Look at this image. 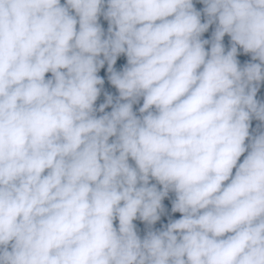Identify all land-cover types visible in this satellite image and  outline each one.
I'll return each instance as SVG.
<instances>
[{
  "label": "clouds",
  "instance_id": "1",
  "mask_svg": "<svg viewBox=\"0 0 264 264\" xmlns=\"http://www.w3.org/2000/svg\"><path fill=\"white\" fill-rule=\"evenodd\" d=\"M198 3L0 0V264H264V0Z\"/></svg>",
  "mask_w": 264,
  "mask_h": 264
},
{
  "label": "trees",
  "instance_id": "2",
  "mask_svg": "<svg viewBox=\"0 0 264 264\" xmlns=\"http://www.w3.org/2000/svg\"><path fill=\"white\" fill-rule=\"evenodd\" d=\"M194 4L197 7V9H199V8L202 7V5H200L198 3V0H194ZM211 30H212V26H210L208 32H206V33L203 34V38H208L210 36ZM224 43H225V46L227 47V43H228V37L227 36L224 37ZM238 59L241 61V63H243V61L249 59V57L247 55H244V54H238ZM123 63H125V58L123 56L118 57L117 63L115 65V67L119 68ZM103 73H104V70L102 69L101 70V73H99V74L103 75ZM46 75H50V74H46ZM104 87L106 89H108L109 91H112L113 93L115 92V90L107 83V80L106 79H105V85H104ZM261 91H264V83H262V85H261ZM258 96H260V92H258ZM256 123H257L256 121H252L251 122L250 129H251V127H254ZM242 158L243 157H241V159ZM164 204H165L166 208L170 210V202H166ZM171 215L173 216V218H178L179 213H172ZM166 222H167V218L165 216H162L161 217V221H158L157 224L155 225V227H159V225L161 223H166ZM140 234L142 235V231H141Z\"/></svg>",
  "mask_w": 264,
  "mask_h": 264
},
{
  "label": "rangeland",
  "instance_id": "3",
  "mask_svg": "<svg viewBox=\"0 0 264 264\" xmlns=\"http://www.w3.org/2000/svg\"><path fill=\"white\" fill-rule=\"evenodd\" d=\"M61 3H63V0H61ZM100 23L102 25V27H104L106 29L107 27V22L104 21L102 18L100 19ZM102 97L98 98V103L101 102ZM107 111V110H106ZM169 202L168 198H165V200L163 201V203ZM134 223H136L138 225V227L142 228V224L139 221H135Z\"/></svg>",
  "mask_w": 264,
  "mask_h": 264
},
{
  "label": "built area",
  "instance_id": "4",
  "mask_svg": "<svg viewBox=\"0 0 264 264\" xmlns=\"http://www.w3.org/2000/svg\"><path fill=\"white\" fill-rule=\"evenodd\" d=\"M106 110H109V109H106Z\"/></svg>",
  "mask_w": 264,
  "mask_h": 264
}]
</instances>
